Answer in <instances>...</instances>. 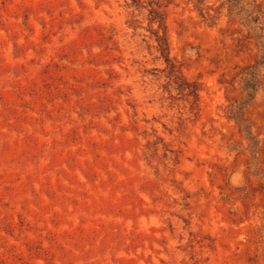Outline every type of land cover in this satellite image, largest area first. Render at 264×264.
I'll return each mask as SVG.
<instances>
[{
    "label": "rangeland",
    "instance_id": "374dc122",
    "mask_svg": "<svg viewBox=\"0 0 264 264\" xmlns=\"http://www.w3.org/2000/svg\"><path fill=\"white\" fill-rule=\"evenodd\" d=\"M0 264H264V0H0Z\"/></svg>",
    "mask_w": 264,
    "mask_h": 264
},
{
    "label": "trees",
    "instance_id": "16d2710c",
    "mask_svg": "<svg viewBox=\"0 0 264 264\" xmlns=\"http://www.w3.org/2000/svg\"><path fill=\"white\" fill-rule=\"evenodd\" d=\"M135 0H133L134 2ZM197 3H202L203 0H195ZM225 3L228 7V11L229 12H232L233 9L236 8V0H225ZM150 13H153L155 14V16L152 18L153 21L157 24V29L154 31V35H155V39H156V42H157V50L160 52V56L164 59V61L167 63L168 65V73L169 75H173L174 72H176L177 70L175 69V66L173 65V63L171 62L170 58H169V53H168V44H167V41L164 37L163 34H159V29H160V26H161V19L159 20H154V18L158 17L156 14V10L153 6L150 5ZM251 12L248 14V16H250ZM257 20L258 18L255 17V16H250L248 21H251L253 22L254 24L257 23ZM252 71L249 72L250 76L254 77L257 72H258V66L257 65H254V66H250ZM245 89L248 91L249 90H255V84L253 82H245V85H244ZM176 89L180 92H184L185 90L187 91V95H191L193 97L196 96V92L195 90H191V89H188V85L187 86H183L182 84H176ZM248 95H250V98H252L253 96H251V94L248 93ZM195 100V99H194Z\"/></svg>",
    "mask_w": 264,
    "mask_h": 264
}]
</instances>
